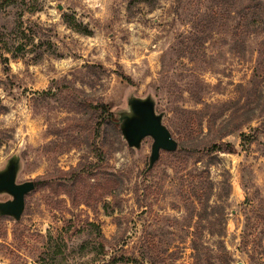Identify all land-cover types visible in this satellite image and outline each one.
I'll list each match as a JSON object with an SVG mask.
<instances>
[{"label": "rangeland", "instance_id": "obj_1", "mask_svg": "<svg viewBox=\"0 0 264 264\" xmlns=\"http://www.w3.org/2000/svg\"><path fill=\"white\" fill-rule=\"evenodd\" d=\"M147 99L178 143L152 166L121 131ZM12 162L43 186L0 215V264H264V0H0Z\"/></svg>", "mask_w": 264, "mask_h": 264}, {"label": "water", "instance_id": "obj_2", "mask_svg": "<svg viewBox=\"0 0 264 264\" xmlns=\"http://www.w3.org/2000/svg\"><path fill=\"white\" fill-rule=\"evenodd\" d=\"M61 8V7H60ZM131 115L124 117L121 131L130 147H139L146 137L154 139L151 166L160 158L161 151L175 152L177 141L172 137L169 129L163 124L162 116L155 112L151 99L132 100L129 103ZM18 165L10 163L8 169L0 174V193H7L13 197L12 201L0 203V215L20 219L25 210V197L36 189L34 181L17 184Z\"/></svg>", "mask_w": 264, "mask_h": 264}, {"label": "trees", "instance_id": "obj_3", "mask_svg": "<svg viewBox=\"0 0 264 264\" xmlns=\"http://www.w3.org/2000/svg\"><path fill=\"white\" fill-rule=\"evenodd\" d=\"M20 48V47H18ZM97 111H99L101 114H103L104 116H109L107 118L111 120L109 121L110 123H114V118H113V113H111V111L108 109V107L104 106V105H100V106H96L95 107ZM243 140H250V137L246 134L242 135ZM223 147L219 146L215 143H210L209 145L206 146V154L211 155V154H218V153H225V154H236L237 153V149L235 148L234 145L230 144V143H223ZM197 154V153H196ZM193 155V154H192ZM194 156V155H193ZM192 156V157H193ZM36 187H41L43 186V181L41 179H39L36 183H35Z\"/></svg>", "mask_w": 264, "mask_h": 264}, {"label": "flooded vegetation", "instance_id": "obj_4", "mask_svg": "<svg viewBox=\"0 0 264 264\" xmlns=\"http://www.w3.org/2000/svg\"><path fill=\"white\" fill-rule=\"evenodd\" d=\"M12 199H13V197H12Z\"/></svg>", "mask_w": 264, "mask_h": 264}]
</instances>
